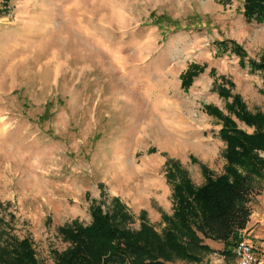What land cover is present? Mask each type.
<instances>
[{"label":"rangeland","instance_id":"374dc122","mask_svg":"<svg viewBox=\"0 0 264 264\" xmlns=\"http://www.w3.org/2000/svg\"><path fill=\"white\" fill-rule=\"evenodd\" d=\"M241 5L8 1L0 16V219L7 234L30 241L38 264H52L53 252L69 247L58 228L89 224L90 201L100 192L102 210L111 198L124 206L130 231L144 222L161 234L173 206L167 159L195 188L205 181L201 166L211 177L223 174L219 125L202 105L227 114L230 99L211 90L212 80H229L246 111L264 116V72L246 63L264 56V23H245ZM222 40L241 46L243 66L217 50ZM191 63L205 68L183 91L178 75ZM231 118L246 134L254 131ZM259 185L244 235L264 264V181ZM195 234L215 251L200 253L203 263L231 264L219 242Z\"/></svg>","mask_w":264,"mask_h":264},{"label":"trees","instance_id":"16d2710c","mask_svg":"<svg viewBox=\"0 0 264 264\" xmlns=\"http://www.w3.org/2000/svg\"><path fill=\"white\" fill-rule=\"evenodd\" d=\"M8 1L2 0L0 16L8 13ZM216 1L227 3L228 0ZM241 9L245 23H264V0H242ZM155 23H159L157 18ZM215 46L217 50L229 51L241 66L244 65L246 54L237 43L222 40L216 41ZM263 57L259 62L247 59L249 70L264 72ZM204 68L203 65L188 64L178 75L180 89L186 91ZM208 75L214 78V70L210 69ZM231 87L233 84L223 76L211 82V90L220 99H230L224 104L227 114L215 106L202 105L203 112L219 125L216 137L224 144L223 174L211 177L201 166L205 181L195 188L178 162L167 159L164 177L171 187L173 206L170 217L162 216L167 227L161 234L153 232L144 222H140L137 231H130L126 225L131 218L124 206L111 198L102 210L105 200L100 192L99 201H90L88 225L73 222L58 228L69 247L59 253L53 252L52 264H208L200 260L199 254L215 251L203 245L195 232L219 242L222 255H231L237 231L243 230L248 222L251 199L260 190L259 183L264 181V158L254 153L258 150L264 154V116L247 112L240 97L229 92ZM231 116L245 126L253 127L254 131L246 134L238 129ZM97 187L100 189L101 184ZM142 217L143 213H140L139 218ZM2 222L0 219V264H38L30 241L7 234Z\"/></svg>","mask_w":264,"mask_h":264},{"label":"built area","instance_id":"2783aa9c","mask_svg":"<svg viewBox=\"0 0 264 264\" xmlns=\"http://www.w3.org/2000/svg\"><path fill=\"white\" fill-rule=\"evenodd\" d=\"M244 232V229L237 231V238L231 250V264H261L257 247L246 238Z\"/></svg>","mask_w":264,"mask_h":264},{"label":"crops","instance_id":"0c3cea01","mask_svg":"<svg viewBox=\"0 0 264 264\" xmlns=\"http://www.w3.org/2000/svg\"><path fill=\"white\" fill-rule=\"evenodd\" d=\"M209 245V243H207ZM213 264H216V263H213Z\"/></svg>","mask_w":264,"mask_h":264}]
</instances>
